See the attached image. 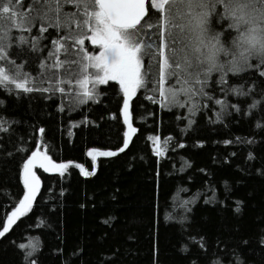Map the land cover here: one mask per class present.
<instances>
[{"label": "trees", "instance_id": "trees-1", "mask_svg": "<svg viewBox=\"0 0 264 264\" xmlns=\"http://www.w3.org/2000/svg\"><path fill=\"white\" fill-rule=\"evenodd\" d=\"M43 36L37 50L15 49L30 73L43 71L54 50L56 30ZM226 79L252 91L226 94L217 85L195 115L138 90L128 146L99 159L87 177L75 168L39 173L29 212L0 237V264H264V77ZM98 88L104 94L88 103L71 93L0 89L8 128L0 133V231L23 196L22 168L38 141L55 162L88 169V150L121 149L122 92L114 82ZM217 98L227 105L219 116Z\"/></svg>", "mask_w": 264, "mask_h": 264}, {"label": "snow or ice", "instance_id": "snow-or-ice-1", "mask_svg": "<svg viewBox=\"0 0 264 264\" xmlns=\"http://www.w3.org/2000/svg\"><path fill=\"white\" fill-rule=\"evenodd\" d=\"M34 29L40 36L31 35ZM49 29L56 30L51 40L54 50L48 51V63H41L43 71L30 73L17 64L20 52L15 49L23 51L28 45L37 50L38 41L47 39L43 33ZM245 31L254 39L258 33L264 34V0H27V4L25 0H0V89L9 94L14 90L71 93L75 102L88 103L98 102L95 98L104 94L98 86L115 82L124 97L125 123L129 100L138 90L151 92L146 98L162 108L188 107L189 115H195L208 106L200 101L213 100L209 89L215 91L217 85L226 94L247 96L252 91L232 87L226 77L251 72L264 77V58L248 57L255 64L242 67L234 55L222 54ZM260 95L264 96V90ZM3 103L0 100V106ZM214 103L221 106L219 116L227 105L218 98ZM5 123L0 122V133L8 131ZM127 144L125 140L124 147ZM37 163L45 171L48 166L56 167L39 152L32 153L23 165L27 191L9 223L35 198L39 180L31 169ZM66 167L59 165L61 170ZM81 172L89 174L84 169ZM7 231L5 226L0 237ZM31 255L27 252L26 259Z\"/></svg>", "mask_w": 264, "mask_h": 264}, {"label": "rangeland", "instance_id": "rangeland-1", "mask_svg": "<svg viewBox=\"0 0 264 264\" xmlns=\"http://www.w3.org/2000/svg\"><path fill=\"white\" fill-rule=\"evenodd\" d=\"M114 83H115V82H114ZM100 86H101V85H100ZM122 95H123V93H122ZM134 96H135V95H134ZM134 96H133V97H134ZM133 97H131V99L129 100V108H128V123H125V117H124V106H123V103H122V106H121V119H122V123H123V126H124V141L127 140V141H128V144H129L131 138L133 137V135L135 134V128H134V126L132 125L131 117H130V103H131V100L133 99ZM123 100H124V97H123ZM130 126H131V127H130ZM124 141H123V145H122L121 148H124V149H125L126 147H124ZM128 144H127V146H128ZM154 150H156V146H155V145H154ZM120 151H121V150H119V151H105V150H97V149H91V150H88V152H87L86 155H87V157H88V158L91 160V162H92V167H91V169H88L87 167H85V166H83V165H81V164H74V163H57V162H55V161H54V160H53V159H52V158L46 153V150H45L44 147H42L41 142L38 141V143H37V145H36V147H35V149H34L33 152H39L40 155H41V158H43V157H47V160H48V161H51V164H52V165H56V167L48 166V171H45L44 168H41V167L39 166V163H37V165H36L35 167H33L31 170L35 173L37 179L39 180V185H38V189H39V186H40L39 173H45V174H61V172L63 173L64 171L68 170L69 168H75V169H77V170L79 171V173H80L82 176L87 177V176L92 175V174L96 171V168H97V161H98L99 159H101V158H109V157L114 156V155H102L101 153H109V152H112V153H115V155H116V154H117L118 152H120ZM33 152H32V153H33ZM89 152H92L93 155L90 156V155H89ZM32 153L30 154V156L28 157V159L31 158ZM28 159H27V160H28ZM27 160H26V162H27ZM26 162H25V163H26ZM45 163L47 164V161H45ZM61 164L67 165V167L61 170V169L59 168V165H61ZM81 169H84V172L89 173V174H88V175L83 174V173L81 172ZM21 182H22V186H23V189H24V193H23V196H22V198H21L20 201L23 200V198H24V194H25V192L27 191V190L25 189V187H24V182H23V168H22V172H21ZM37 192H38V190H37ZM37 192H36V194H37ZM36 194H35V196H36ZM34 199H35V198H34ZM20 201H19V203L17 204V206H16V207L10 212V214L7 216L6 221H5V223H4V227H5V226H8V231L11 229V227L15 224V222H16L19 218H21L22 216H24L25 214H27V213L29 212V210H30V208H31V206H32V204H33V202H34V200H32V201H31V205H30V207H29V208H26V209H23L21 213H19L16 217H13V222L9 223V217H12V213H13V212H16V210H17L18 208H20ZM4 227H3V229H4ZM3 229H2V231H3ZM8 231H7V232H8ZM7 232H5V233H7ZM5 233H4V234H5Z\"/></svg>", "mask_w": 264, "mask_h": 264}, {"label": "clouds", "instance_id": "clouds-1", "mask_svg": "<svg viewBox=\"0 0 264 264\" xmlns=\"http://www.w3.org/2000/svg\"><path fill=\"white\" fill-rule=\"evenodd\" d=\"M264 34L258 33L256 38L252 37L251 33L245 31L243 34H238L230 42L229 46L222 50V54L226 56H233L235 60L238 61L243 67L244 64L250 62L248 57L253 59L264 58ZM231 61H229L226 66H230Z\"/></svg>", "mask_w": 264, "mask_h": 264}]
</instances>
